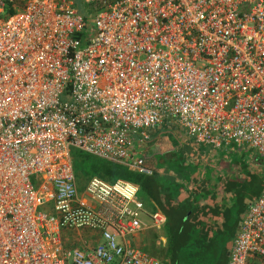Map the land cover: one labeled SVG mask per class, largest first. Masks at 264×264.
<instances>
[{
	"label": "built area",
	"instance_id": "1",
	"mask_svg": "<svg viewBox=\"0 0 264 264\" xmlns=\"http://www.w3.org/2000/svg\"><path fill=\"white\" fill-rule=\"evenodd\" d=\"M82 2L88 25L74 0H0V264H161L126 243L138 186L79 190L71 150L150 175L138 146L172 121L264 165V0ZM227 264H264V187Z\"/></svg>",
	"mask_w": 264,
	"mask_h": 264
},
{
	"label": "trees",
	"instance_id": "2",
	"mask_svg": "<svg viewBox=\"0 0 264 264\" xmlns=\"http://www.w3.org/2000/svg\"><path fill=\"white\" fill-rule=\"evenodd\" d=\"M74 3L86 25L101 8L100 2L84 4L82 0H74ZM166 148L168 153L158 152ZM166 148L158 147L157 154L147 159L138 151L137 157L142 158L150 175L71 150L77 186L82 190L84 181L93 176L110 182L124 180L136 184L138 197L146 207L152 211L159 209L165 217L161 228L166 239L164 246H156L160 234L151 232L150 244L144 249L163 264H227V255L247 207L264 187V165H261L263 178L255 180V185L249 181V187L254 186L253 193L244 204L240 201V198L244 199V192L239 194L234 185L242 168L224 163V155L217 153L218 150L196 142L172 151ZM230 195L237 200L230 202Z\"/></svg>",
	"mask_w": 264,
	"mask_h": 264
},
{
	"label": "rangeland",
	"instance_id": "3",
	"mask_svg": "<svg viewBox=\"0 0 264 264\" xmlns=\"http://www.w3.org/2000/svg\"><path fill=\"white\" fill-rule=\"evenodd\" d=\"M154 136H158L161 142L164 143L165 147L170 148L176 145L178 141V137H180L179 139H182L181 136H183V132H181L180 129L176 127L175 124H173V126L170 125V127L166 128L165 130L163 129L156 130V132L154 133ZM190 142L195 143V140L192 139V141ZM150 145L151 147L154 146L153 143ZM153 148L155 150L157 149L155 147ZM216 150H218L217 153L224 155V159H223L224 163H228L230 164V166H237L239 168H242V174L239 175L238 179H236L237 182L234 185H236L235 190H237L239 194H241L242 191L244 192L242 193V197L244 199L240 198V201H243L244 204H247L253 193L252 190L254 186L252 185L256 184L255 180H261L263 178V172H262L263 168L261 167V165L263 166V162L256 156V154L252 150L247 149V148H243V147L237 148L231 145L228 147H221ZM30 180H31V183L36 188L39 184L38 176H33L30 178ZM87 180H85L84 182H86ZM249 181L252 183L250 187H249ZM246 182L248 185L245 184ZM235 200L237 199H235L233 195H230V202L231 201L235 202ZM240 203L241 202H239V205L237 208H239ZM237 208L236 210H234V213L237 212ZM64 235L67 237L69 233H65ZM66 239L67 238H64L65 241ZM129 241H133L135 243L139 242L141 244L145 243L139 238L134 239V240H131L130 238Z\"/></svg>",
	"mask_w": 264,
	"mask_h": 264
},
{
	"label": "crops",
	"instance_id": "4",
	"mask_svg": "<svg viewBox=\"0 0 264 264\" xmlns=\"http://www.w3.org/2000/svg\"><path fill=\"white\" fill-rule=\"evenodd\" d=\"M173 124H175L174 122H172V121H169V122H166V123H164V124H162V125H160V126H158V127H156V128H154V129H152V130H148V131H146L145 133V136H146V138H147V140H145L146 142H144V143H142V145L144 146V149H141L142 148V145H141V147L140 146H138V148H139V151L140 152H142V154L144 155V157L147 159L148 158V156H149V158H151L152 156H154V155H156L157 154V152H156V150L155 151H153V147H155V148H158V147H165V145H164V143H162L161 142V140H160V138L158 137V136H154V133L156 132V130H161V129H163V130H165L166 128H169L170 127V125H172L173 126ZM176 125V124H175ZM176 127H178L177 125H176ZM179 128V127H178ZM180 129V131L181 132H183V136H181V138L182 139H179L180 137H178V141H177V143H176V145L175 146H173V147H170L171 149H169V151H172V150H175V149H177V148H179V147H182V146H185V144H187V143H189L190 141H192V139L191 138H189L187 135H186V133L181 129V128H179ZM154 144V146L153 147H151V145L150 144ZM138 144V143H137ZM148 144V145H147ZM147 145V146H146ZM166 148V147H165ZM162 149V148H161ZM158 152H161V153H168V151H167V148H166V150L165 151H158ZM222 172V171H221ZM220 187V186H219ZM188 188V187H187ZM189 188H191V186L189 187ZM222 189V188H221ZM220 189V192H223V190H221ZM181 200V199H180ZM179 200V201H180ZM153 214H160L163 218H164V223H165V217H164V215H163V213L159 210V209H155V210H149L147 207H146V205L144 204V211H143V214H142V220L145 222V224H146V229H144L140 234H138V235H136V236H134V237H132L131 238V240H134V239H137V238H139V239H141L142 241H144L145 243L144 244H141V243H139V242H137V243H135V242H133V241H129V239L130 238H128L127 239V244L128 245H130V246H132V247H135V248H137V249H139V250H141V251H143L144 253H146V254H148V255H150V256H152V257H154V258H156V259H158L156 256H153V255H151L149 252H146V250H144V249H146L148 246H149V244H150V238H151V236H150V233L151 232H153V233H155V234H157V233H159L160 235H159V237H158V239L156 240V242H155V244H156V246H158V247H160V246H164V244H165V242H166V239L162 236V227H163V225H164V223L159 227V228H155L154 226H153V220H152V215ZM237 232H238V229H237V231H236V234H237ZM98 240V239H97ZM228 257H229V253H228V255H227ZM160 262H161V264H163V262L160 260V259H158Z\"/></svg>",
	"mask_w": 264,
	"mask_h": 264
}]
</instances>
